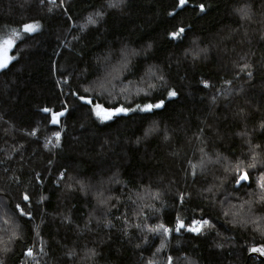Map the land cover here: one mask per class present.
<instances>
[{"label":"trees","instance_id":"16d2710c","mask_svg":"<svg viewBox=\"0 0 264 264\" xmlns=\"http://www.w3.org/2000/svg\"><path fill=\"white\" fill-rule=\"evenodd\" d=\"M9 38L3 264H264L248 257L264 225L221 207L250 200L241 215L264 217V0H0V45ZM109 73L115 87L102 94L94 82ZM82 96L126 111L101 121ZM236 165L249 174L241 185ZM203 219L202 233L175 231ZM160 225L171 231L151 230Z\"/></svg>","mask_w":264,"mask_h":264},{"label":"snow or ice","instance_id":"6c2138e0","mask_svg":"<svg viewBox=\"0 0 264 264\" xmlns=\"http://www.w3.org/2000/svg\"><path fill=\"white\" fill-rule=\"evenodd\" d=\"M185 2V0H180V3L183 4ZM239 12L241 13L242 17H247L248 15V10L246 8H241L239 9ZM95 21L89 17L88 18V23H94ZM39 28L38 24H25L23 26V31L24 32H34ZM184 32V29L181 28L179 30V32L177 33H173V37H177L179 35H181ZM13 35L16 38H19V33H13ZM14 44V40L12 38L9 39H5L3 41V56L2 58H0V68H4L8 65V63L10 62V59H12L11 57L8 56V51L9 49H11L13 47ZM127 53H122V59L126 60L127 59ZM247 67V65L245 66ZM153 75H155L153 73ZM251 76V73H249V77ZM111 73L105 75L103 78L98 79L97 81L94 82V87L96 90H98L100 93H111V91L114 89V85L111 83ZM88 91V90H86ZM123 91V90H122ZM140 91H143V89H140ZM170 96L174 97L176 96V93L170 92L169 93ZM81 100L85 101L87 104L89 105H93V112L95 114V116L97 118H99L101 121H107L110 120L114 115H116L119 112H124L126 111L125 108L120 107V108H116L115 111H110L109 109L102 107L100 103H94L93 99L91 98H86V97H80ZM139 108V106H137ZM161 104H148L146 105V107H144L143 109H141L142 111H151L153 108H160ZM44 111L46 112H50V109H44ZM63 113H55L52 115L51 118V122L53 124H58L59 123V117L62 116ZM59 132L56 133V140L57 142L59 141ZM49 143H51V141H49ZM254 152V149H253ZM207 156V154H205V157ZM253 161H256V156L253 155L252 156ZM208 162H212L211 158L208 157L207 158ZM219 161V157L217 158V162ZM243 162H241L242 164ZM205 165V158L202 157L200 164L198 165H191L192 168V175L195 176L197 174V169L202 168ZM255 163L249 165L250 168H255ZM234 171L235 173H237L236 176V184L237 185H241L242 182H246L249 180V174L248 171H244L241 168V165H236L234 167ZM258 188L260 190V192L262 193L259 197V199L261 201H264V176H262L260 178L259 184H258ZM206 191L211 192L212 189L208 188ZM249 195H254V193H249ZM232 199H238V197H231ZM25 200L28 199L27 196L24 197ZM181 200L184 199L183 196L180 197ZM253 201H244L243 203H241L239 205V209L240 211H233V209H235L237 207V205H230L229 204V198L226 197L224 201H221V207H222V211H223V215L225 217L230 218L234 223H242V224H253L256 226V228L259 230L261 225H264V217H257L255 219H252L247 213H245L244 215H241V213L243 212L245 206L247 205L249 211L251 210ZM17 208H19V205H17ZM0 217H2V214H0ZM209 225V221L207 219H203L202 221H195L193 222L191 225L186 226L183 220H180L178 222V224L176 225L175 231H180L181 229H186L187 231L190 232H194V233H202L203 229L205 227H207ZM12 228V225H10L8 223V221L3 220L2 218H0V245H5V242L3 240V236L7 235L9 230ZM152 231H160L162 230L163 233L167 234L169 231H171L168 228H164L163 225H160V227L158 229H151ZM12 235H15V232H12ZM11 239V237H10ZM7 247L6 245L2 248H0V251H7ZM250 251L252 252H258L261 254H264V247H259V248H251ZM28 256H32V250L29 249ZM0 264H3V261H0Z\"/></svg>","mask_w":264,"mask_h":264},{"label":"water","instance_id":"95a60500","mask_svg":"<svg viewBox=\"0 0 264 264\" xmlns=\"http://www.w3.org/2000/svg\"><path fill=\"white\" fill-rule=\"evenodd\" d=\"M253 254H258V253H257V252H252V253L249 254L248 257H251V255H253ZM260 258L264 259V257H263L262 255L260 256ZM246 264H247V263H246Z\"/></svg>","mask_w":264,"mask_h":264},{"label":"rangeland","instance_id":"374dc122","mask_svg":"<svg viewBox=\"0 0 264 264\" xmlns=\"http://www.w3.org/2000/svg\"><path fill=\"white\" fill-rule=\"evenodd\" d=\"M0 48H2V49H3V45H2V46L0 45ZM110 111H111V110H110Z\"/></svg>","mask_w":264,"mask_h":264}]
</instances>
